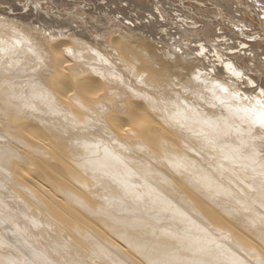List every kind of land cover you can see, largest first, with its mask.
Wrapping results in <instances>:
<instances>
[{"label":"bare ground","instance_id":"6f19581e","mask_svg":"<svg viewBox=\"0 0 264 264\" xmlns=\"http://www.w3.org/2000/svg\"><path fill=\"white\" fill-rule=\"evenodd\" d=\"M182 1L0 0V264H264V0Z\"/></svg>","mask_w":264,"mask_h":264},{"label":"rangeland","instance_id":"374dc122","mask_svg":"<svg viewBox=\"0 0 264 264\" xmlns=\"http://www.w3.org/2000/svg\"><path fill=\"white\" fill-rule=\"evenodd\" d=\"M150 1H152V3L155 4V5H153V8H152V9L149 8V9H150V10H149V9H147L146 7H145V8L143 7L145 11H143L142 8H141V10H140V9H139V10L136 9L137 12L140 11L141 13L143 12V13L146 14V15H150V14L155 13V10H157V11H162V12L164 11L163 13H169V12H170V13H173V12H175V11H179V9H177V8H179V7H177V5H179V4L181 3L180 1H182V0H180V1H179V0H175V1H177L178 4H176V3H175L174 1H172V0H165V1H164V0H150ZM169 1H170V2H169ZM171 1H172V2H171ZM184 1H185V0H183L182 2H184ZM164 2H165V3H164ZM179 2H180V3H179ZM207 3H208V2H207ZM168 4H169V6H168ZM205 4H206V3H205ZM159 5H160V6H159ZM154 6L157 7V8H155V10H153V9H154ZM180 6H181V5H180ZM204 6H205V5H204ZM204 6H203V7H204ZM206 6L208 7L207 4H206ZM210 6H211V5H210ZM161 7H162V8H161ZM181 7H182V6H181ZM183 7H184V6H183ZM135 8H136V7H135ZM159 8H160L161 10H160ZM165 8H166V9H165ZM205 8H206V7H205ZM205 8H204V9H205ZM214 8H216V9H215L216 11L214 10ZM146 9H147V10H146ZM168 9H170V10H168ZM208 9H209V8H206V9H205V10L207 11V13L210 12L209 14H214L215 12H217L218 7H217V6L213 7V5H212V6L210 7V9H209V10H208ZM174 10H175V11H174ZM151 11H154V12H151ZM146 12H147V13H146ZM148 12H149L150 14H149ZM132 13H133V12H132ZM156 13H158V12H156ZM176 13H178V12H176ZM180 13H181V12H180ZM180 13H179V15L183 14V13H181V14H180ZM209 20H210V21H209ZM211 20H212V19H208L207 21L211 22ZM216 20H217V19H216ZM216 20H213V21L211 22V23H213V26H214L216 32L219 33V31L221 30V31H223L224 33H225V31H226V34H227V35L231 34V33H229V32L225 29L224 26L220 27V26H221L220 24L218 25L217 23H215V22H217ZM66 22H67V21H66ZM64 23H65V22H63V24H64ZM68 23H69V22H67V23H65V24H66L67 26H69V27H66V25L64 24L65 27H66L67 29L70 28V25H71V28H73V26H76V24H75L74 22H73L72 24L70 23V25H69ZM74 24H75V25H74ZM87 26L89 27V25H87ZM217 26L219 27V29H218ZM78 27L81 28L82 26H78ZM93 27H94V25L92 26V28H93ZM216 27H217V29H216ZM75 28H76V27H75ZM82 28H83V27H82ZM94 28H95L96 30H95ZM94 28H93V29H94L95 31H98V29H100V28H102V27H101V26H97V28H96V25H95ZM103 29H104V28H103ZM103 29H102V30H103ZM100 30H101V29H100ZM102 30H101V31H102ZM64 31H65V30H64ZM65 32H66V31H65ZM221 33H222V32H221ZM224 33H223V34H224ZM219 34H220V33H219ZM226 34H225V35H226ZM227 35H226V36H227ZM231 36L233 37L232 34H231ZM227 37H229V36H227ZM229 38H230V37H229ZM262 45H263V47H264V43H262ZM259 47H260V46H259ZM259 47H258V49H257L258 51L255 49V51H253V53H254V55H257V59H258V60H259V58H260V60L262 61V58L264 57V55H263V51H264V50H263V47H260V48H259ZM259 51H260V53H262V54H260ZM255 52H256V54H255ZM259 54H260L261 57L259 56ZM85 85H86V84H85ZM83 86H84V85H83ZM86 86H87V85H86ZM148 118H151V117L149 116ZM28 168H29V167H28ZM27 170H28V169H27ZM28 171H29L30 173H31V171L33 172V168H29ZM31 174L33 175L34 172L31 173Z\"/></svg>","mask_w":264,"mask_h":264},{"label":"snow or ice","instance_id":"6c2138e0","mask_svg":"<svg viewBox=\"0 0 264 264\" xmlns=\"http://www.w3.org/2000/svg\"><path fill=\"white\" fill-rule=\"evenodd\" d=\"M229 67H231V65H229ZM236 75H239V73H236ZM224 91H227V89H224ZM260 122L264 124V110L260 113Z\"/></svg>","mask_w":264,"mask_h":264}]
</instances>
